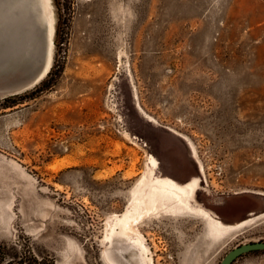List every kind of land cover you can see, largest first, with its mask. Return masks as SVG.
I'll list each match as a JSON object with an SVG mask.
<instances>
[{
    "label": "rangeland",
    "instance_id": "obj_1",
    "mask_svg": "<svg viewBox=\"0 0 264 264\" xmlns=\"http://www.w3.org/2000/svg\"><path fill=\"white\" fill-rule=\"evenodd\" d=\"M50 5L40 87L47 9L0 0V264H219L264 241V0ZM172 178L198 179L187 200L218 224L250 223L214 241L195 213H147Z\"/></svg>",
    "mask_w": 264,
    "mask_h": 264
},
{
    "label": "bare ground",
    "instance_id": "obj_2",
    "mask_svg": "<svg viewBox=\"0 0 264 264\" xmlns=\"http://www.w3.org/2000/svg\"><path fill=\"white\" fill-rule=\"evenodd\" d=\"M41 4H42V6L44 8V11L47 9V12L45 11L46 12L45 13V16H46L45 17L46 50H45V54H44L45 60H44L43 67H42L41 71L39 72L38 76L34 79V83L40 82L46 76L47 72L49 71V69L51 67L52 53H53V46H54V42H53V34H54V29H55L54 28V16H53L52 10H50V8H51L50 0H41ZM6 15H8V14H6ZM2 29H4V28H2ZM36 46L38 48V43H37ZM15 47H17V46H15ZM16 52H17V50H16ZM28 52H29V50H28ZM21 59H22V57H21ZM17 60H19V59H17ZM12 61H14V60H12ZM30 61H32V60H30ZM19 64H21V63H19ZM25 64H28V63H25ZM8 67L6 66V69H8ZM14 67H16V66H14ZM3 68H4V64H3ZM8 70H7V72H9ZM4 77H6V76H4ZM7 86H5V87H7ZM15 86L17 87L18 85H15ZM141 183H142V180H140L138 182L137 186L133 190V196H134L133 198H134V202H136V205H135L136 208H138V198H137V194H139L141 192V190H142ZM197 187H198V180L197 179L190 180L184 186L176 185L173 182L168 181V180L167 181L166 180H157L155 183L152 184V186H151V188L149 190V193H148V196H147L148 208L146 209V212L147 213H151V212L152 213H157L160 210H164L165 212H169L171 214L180 213V212H191V213H195V214L203 217V219L205 220V222L208 223V226L210 228L209 230H210V232L213 233L212 238H213L214 241L223 240L224 237L227 236L228 234L237 232V231H239V229L245 227L247 224L250 223L251 220H244V221L239 222V223L234 224V225L223 226V225L218 224L210 216L209 211L207 212V210H204L203 208L193 207L188 202L187 197H189V196L191 197V194L193 193V191ZM142 216H143V214L140 212L138 218H141ZM127 219L128 218L125 216L121 221H123L124 224H125V227H124L125 230L129 232L131 230V228L128 225V223H126ZM136 236H137V239L135 240V242L133 244H134L135 248H137L138 250H140L139 247H142L140 233L136 232ZM108 263L109 264H118L116 262H111V261H108Z\"/></svg>",
    "mask_w": 264,
    "mask_h": 264
},
{
    "label": "water",
    "instance_id": "obj_3",
    "mask_svg": "<svg viewBox=\"0 0 264 264\" xmlns=\"http://www.w3.org/2000/svg\"><path fill=\"white\" fill-rule=\"evenodd\" d=\"M264 250V241L249 242L238 245L233 249L229 250L221 259L219 264H232L237 258L243 254Z\"/></svg>",
    "mask_w": 264,
    "mask_h": 264
},
{
    "label": "trees",
    "instance_id": "obj_4",
    "mask_svg": "<svg viewBox=\"0 0 264 264\" xmlns=\"http://www.w3.org/2000/svg\"><path fill=\"white\" fill-rule=\"evenodd\" d=\"M52 66L50 67V69H49V71L47 72V74H46V76L38 83V84H40V87H43L44 86V84H45V78L48 76V75H50L51 74V71H52ZM40 87H37V88H35V91L38 89V88H40ZM15 96L16 95H14L13 97L15 98ZM27 98H31L30 96L29 97H23V99H27ZM7 99H9V98H5L4 100L5 101H7Z\"/></svg>",
    "mask_w": 264,
    "mask_h": 264
},
{
    "label": "flooded vegetation",
    "instance_id": "obj_5",
    "mask_svg": "<svg viewBox=\"0 0 264 264\" xmlns=\"http://www.w3.org/2000/svg\"><path fill=\"white\" fill-rule=\"evenodd\" d=\"M169 181H171V182H173L174 184H176V185H180V186H184L185 184H178V182L177 181H175L173 178H172V180L171 179H168ZM198 180V179H197ZM188 183V182H187ZM198 183H199V181H198ZM198 187H199V185H198ZM198 187L193 191V196H194V193L197 191V189H198ZM199 206V205H198ZM199 207H201V208H204V207H202V206H199ZM205 209V208H204ZM207 210V209H206ZM208 211V210H207ZM210 212V211H209ZM215 217H217V216H215ZM218 219H219V217H217ZM219 220H221V219H219ZM16 264H19V263H16ZM24 264H26V263H24Z\"/></svg>",
    "mask_w": 264,
    "mask_h": 264
}]
</instances>
